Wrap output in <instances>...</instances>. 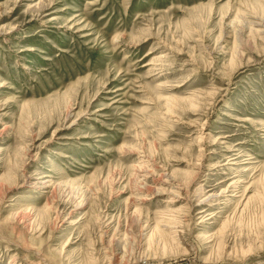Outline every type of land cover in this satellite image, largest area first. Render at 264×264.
I'll use <instances>...</instances> for the list:
<instances>
[{"label": "rangeland", "instance_id": "1", "mask_svg": "<svg viewBox=\"0 0 264 264\" xmlns=\"http://www.w3.org/2000/svg\"><path fill=\"white\" fill-rule=\"evenodd\" d=\"M0 264H264V0H0Z\"/></svg>", "mask_w": 264, "mask_h": 264}, {"label": "bare ground", "instance_id": "2", "mask_svg": "<svg viewBox=\"0 0 264 264\" xmlns=\"http://www.w3.org/2000/svg\"><path fill=\"white\" fill-rule=\"evenodd\" d=\"M246 254V253H245ZM244 256V255H243Z\"/></svg>", "mask_w": 264, "mask_h": 264}]
</instances>
